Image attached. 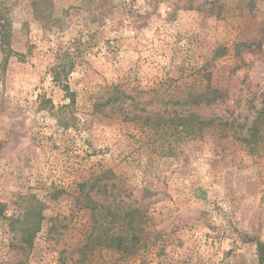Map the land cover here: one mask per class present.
<instances>
[{"label": "rangeland", "instance_id": "1", "mask_svg": "<svg viewBox=\"0 0 264 264\" xmlns=\"http://www.w3.org/2000/svg\"><path fill=\"white\" fill-rule=\"evenodd\" d=\"M0 264H264V0H0Z\"/></svg>", "mask_w": 264, "mask_h": 264}, {"label": "trees", "instance_id": "2", "mask_svg": "<svg viewBox=\"0 0 264 264\" xmlns=\"http://www.w3.org/2000/svg\"><path fill=\"white\" fill-rule=\"evenodd\" d=\"M220 96L221 95H220V93H218L217 89L207 88V91L205 93L194 95V101L193 102L196 105H200L201 102H206L207 104H212V103L216 102L220 98ZM127 98H128L127 95H125L122 91L117 90V88L115 87L113 94H111L109 97H107L105 101H102V102H99L96 104V106H97L96 109L99 110V107L119 103L120 101H124ZM118 106H120V104ZM260 116L257 119H259ZM189 118L195 119V120L198 119V125H197L198 127L197 128L199 130L202 129V127L204 125L209 126L210 124H213V122H214V119H210L209 121L201 120L198 117L197 113H190L188 119ZM188 119L178 117L177 127H182L183 129L187 130L188 133H191V132L194 133V129H193L192 125L186 124V122H187L186 120H188ZM256 120L253 123V131H252V133H250V136H249L250 138L247 137L246 135L245 136L240 135L238 137L242 142L255 141V138L258 134V129L256 127ZM222 124L225 126L231 125L228 122H224ZM86 185H87V183H84L82 185V187H85ZM87 197H91L90 192L87 193ZM90 202H91V200L89 199V203ZM90 207L92 210L94 209V205H90ZM121 210H123V209H121ZM140 213H141V210L139 208H134L132 206L125 209L121 213H117L115 211V209H112V207H108V215H111V217L113 219H112V221L108 222L104 227L106 238L100 236L104 241L103 242L104 246H107V247L117 246L120 252L126 253V254H133L136 250L135 246H136L137 242L140 241V238L136 234V230H137L136 221H137V218H138ZM121 219L124 221V225L127 229L126 233H125L124 229L122 231L119 230V232H118V228L115 227L116 222H120ZM93 235H94V233L91 232L89 238L93 239ZM26 242H28L29 244L33 243L32 235L26 237ZM97 243H99V242L97 241Z\"/></svg>", "mask_w": 264, "mask_h": 264}]
</instances>
